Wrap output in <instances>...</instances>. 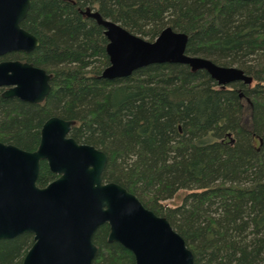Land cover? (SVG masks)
<instances>
[{
	"label": "trees",
	"instance_id": "trees-1",
	"mask_svg": "<svg viewBox=\"0 0 264 264\" xmlns=\"http://www.w3.org/2000/svg\"><path fill=\"white\" fill-rule=\"evenodd\" d=\"M86 7L148 41L164 27L182 32L185 53L252 81L218 85L182 63L101 78L106 39ZM19 25L37 46L0 60L44 69L50 90L40 103L0 96L1 142L32 151L46 118L73 120L68 135L106 154L102 181L164 217L193 264H264V0H30ZM55 176L39 162L37 186ZM179 190L177 204L163 203ZM107 233L106 223L93 232L91 264H135ZM31 242L0 239V264H21Z\"/></svg>",
	"mask_w": 264,
	"mask_h": 264
},
{
	"label": "water",
	"instance_id": "water-1",
	"mask_svg": "<svg viewBox=\"0 0 264 264\" xmlns=\"http://www.w3.org/2000/svg\"><path fill=\"white\" fill-rule=\"evenodd\" d=\"M29 5L30 0H0V56L37 46V38L19 25ZM79 12L102 27L108 64L101 78L125 77L153 63H182L191 71L203 69L218 85L252 81L235 66L185 53L186 34L170 27L148 41L96 10ZM50 78L30 62L0 60L1 97L40 103L50 90ZM73 123L46 118L32 151L0 141V239L32 235L21 264H91L96 252L92 235L103 223L106 240L130 251L135 264H193L191 251L164 217L122 186L102 181L106 154L70 137ZM40 161L56 175L41 187L36 185Z\"/></svg>",
	"mask_w": 264,
	"mask_h": 264
},
{
	"label": "rangeland",
	"instance_id": "rangeland-1",
	"mask_svg": "<svg viewBox=\"0 0 264 264\" xmlns=\"http://www.w3.org/2000/svg\"><path fill=\"white\" fill-rule=\"evenodd\" d=\"M183 193H184L183 190H179L172 198L165 200L163 203H166L167 206H172V204H177L180 201V198Z\"/></svg>",
	"mask_w": 264,
	"mask_h": 264
}]
</instances>
